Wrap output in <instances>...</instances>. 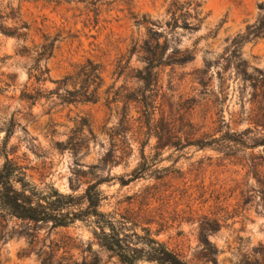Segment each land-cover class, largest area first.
I'll use <instances>...</instances> for the list:
<instances>
[{
  "label": "rangeland",
  "instance_id": "obj_1",
  "mask_svg": "<svg viewBox=\"0 0 264 264\" xmlns=\"http://www.w3.org/2000/svg\"><path fill=\"white\" fill-rule=\"evenodd\" d=\"M263 2L0 0V164L45 191L98 183L105 219L189 264H264ZM152 30L194 58L148 82ZM13 224L0 264H123L89 219Z\"/></svg>",
  "mask_w": 264,
  "mask_h": 264
},
{
  "label": "trees",
  "instance_id": "obj_2",
  "mask_svg": "<svg viewBox=\"0 0 264 264\" xmlns=\"http://www.w3.org/2000/svg\"><path fill=\"white\" fill-rule=\"evenodd\" d=\"M259 7L261 15L254 31L264 33V2ZM2 18L0 12V29ZM173 19L176 22V18ZM195 20L200 22L197 18ZM184 26L189 28L187 23ZM194 26L190 29L199 27L198 23ZM152 34L156 37L150 35L144 40L143 51L149 56L145 58L147 76L141 79L151 81L154 68L160 65L184 64L193 60L194 55L190 50L172 48L167 54L170 40L163 32L152 30ZM253 168L258 174L257 181L262 185L261 200L264 205V182L259 179L256 165ZM102 199L98 183L89 184L81 195L62 193L52 185L47 191L41 190L30 181L27 168L5 152L0 164V246L20 236L16 224L9 225L13 220L27 222L35 227L50 224L51 228H56L89 219L99 230L96 235L101 245L117 255L123 264H137L140 260L156 264H189L164 243L152 238L147 231L143 236L134 232L130 235L125 227L117 225L112 219H105L104 213L99 210ZM133 236L137 242L130 240Z\"/></svg>",
  "mask_w": 264,
  "mask_h": 264
}]
</instances>
